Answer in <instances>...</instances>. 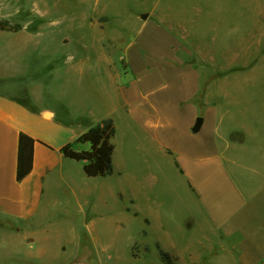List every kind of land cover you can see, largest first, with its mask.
<instances>
[{"label": "crops", "instance_id": "crops-1", "mask_svg": "<svg viewBox=\"0 0 264 264\" xmlns=\"http://www.w3.org/2000/svg\"><path fill=\"white\" fill-rule=\"evenodd\" d=\"M254 8L246 30L227 41L205 36L203 27L225 23L209 21L200 9L157 21H150L151 13L142 16L122 68L112 69L99 52L97 69L70 64L72 98L64 99L69 85H63L52 107L39 105L33 89L10 84L19 76L17 59L11 55L8 64L0 55V235L19 238L24 249L54 228L67 230L76 247L73 262L85 251L98 255L102 232L117 235L135 226L140 238L126 249L137 243L141 264H148L147 256L165 264L160 252L170 264H264V5ZM30 39L15 36L10 43ZM98 69L106 85H98ZM89 72L94 79L89 76L88 85L76 83ZM105 119L113 121L115 135L122 132L129 170L137 173L118 174L127 193L98 191L97 182L113 173L88 178L83 161L61 153ZM21 133L34 140L33 163L17 182ZM73 148L87 151L89 144ZM114 163L115 146L112 168L118 172ZM180 220L185 232L178 231ZM191 231L201 238L195 252L182 237ZM66 251L63 243L57 247ZM32 252L21 250L17 259L46 264L47 246Z\"/></svg>", "mask_w": 264, "mask_h": 264}, {"label": "rangeland", "instance_id": "rangeland-1", "mask_svg": "<svg viewBox=\"0 0 264 264\" xmlns=\"http://www.w3.org/2000/svg\"><path fill=\"white\" fill-rule=\"evenodd\" d=\"M248 5H253V8H249ZM256 5L263 6L264 0H0V23H5V30L0 28V55L8 58V64L12 59L11 55L17 59L18 65L15 68L19 76L10 84L33 89L39 105L52 107L56 106L55 102L61 95L63 85H69L68 92H62L64 99L72 98L74 77L67 70L70 64L74 66L81 64L78 67L85 70L97 69L98 60L94 53L99 52L104 54L112 69L118 71L122 68L124 49L143 24L138 20L140 17L151 13L153 18L150 21H157L156 18L160 16H178L182 12L191 11L192 8L200 9L202 14L209 17V21L219 18L220 23H225L217 29L203 27L205 36L212 40L217 35L220 36L217 38H224L227 41L234 33L240 35L246 30L245 23L253 19ZM102 16L105 19L96 23L95 19ZM230 23L235 24L229 26ZM15 25L19 26L18 31H9V28ZM187 30L190 32L191 28ZM26 35L31 37L27 44L10 43L13 37ZM98 36L100 39L97 38ZM112 38L117 39L114 41ZM97 40L103 41L101 45L99 44L102 46L101 50H98ZM65 63L66 65L63 66ZM6 68L10 69V67ZM13 68L11 66V69ZM98 68L100 69L101 66ZM98 74V85H106L107 78L101 76L100 71ZM89 76L94 79L90 72L83 73L80 78L76 76L79 80H76V83L82 86L88 85L91 78ZM112 143L115 146L114 168L118 169V172H113V175L105 181L101 180L102 183L97 182L99 183L97 190L107 195H110L111 191L116 193L120 189L128 192V188L123 187L121 177L118 175L122 174V169H125L127 174L137 175L136 171L129 170L131 166L120 129L113 137ZM93 186L95 188V184ZM116 206L114 201V208ZM183 229L185 232L186 223L180 220L178 231ZM66 232L67 230L54 228L51 234L39 237L37 245L34 244L29 248V245L25 244L24 249L19 238H6L0 235V240L4 242H0V264H24L25 262L21 263L17 259L18 253L21 250L35 253L38 246L49 248L45 257L46 264H64L69 259L68 262H71L76 256V247L73 237ZM137 232L138 228L135 226L129 231L118 232L117 235L102 234V232L97 237L98 255L85 251L82 257L70 264H91L98 260H102L105 264H141L137 243L131 245L130 252L126 249L129 240L138 241L140 238ZM182 237L184 243L195 252L197 247L195 243L198 238L201 240L199 234L191 231L189 236L185 234ZM28 242H31V239ZM62 243L67 246L65 254L57 252V247ZM146 262L154 264L148 256ZM29 264L37 263L29 262Z\"/></svg>", "mask_w": 264, "mask_h": 264}, {"label": "trees", "instance_id": "trees-1", "mask_svg": "<svg viewBox=\"0 0 264 264\" xmlns=\"http://www.w3.org/2000/svg\"><path fill=\"white\" fill-rule=\"evenodd\" d=\"M5 23H0L1 30ZM19 26L15 25L9 28V31H18ZM115 135V125L111 119L102 120L94 127L77 137V139L66 144L61 153L65 158L75 161H83V173L88 178L107 177L112 175V155L114 145L112 143ZM89 144V150L76 151L74 144ZM33 144L34 140L25 134H20L18 139V157H17V182L22 181L32 170L33 163ZM161 260L165 264H170L168 255L160 252Z\"/></svg>", "mask_w": 264, "mask_h": 264}, {"label": "water", "instance_id": "water-1", "mask_svg": "<svg viewBox=\"0 0 264 264\" xmlns=\"http://www.w3.org/2000/svg\"><path fill=\"white\" fill-rule=\"evenodd\" d=\"M145 18L146 17L144 16L143 19H145ZM201 122H202V120L200 118L196 119L195 125H194V127L192 129L193 132H197L199 130Z\"/></svg>", "mask_w": 264, "mask_h": 264}]
</instances>
